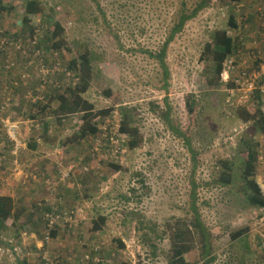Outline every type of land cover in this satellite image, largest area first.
<instances>
[{"label":"rangeland","instance_id":"obj_1","mask_svg":"<svg viewBox=\"0 0 264 264\" xmlns=\"http://www.w3.org/2000/svg\"><path fill=\"white\" fill-rule=\"evenodd\" d=\"M0 1L15 7L10 14L0 15V28H7L14 34L19 28L17 21L22 19V4L27 0ZM37 1L43 14L51 18L50 22L63 20L69 48L77 52L86 47L95 54L94 77L97 79L92 81L84 96L100 109L112 103L101 92L106 87L111 88L120 96L123 106L135 109L133 123L139 128L142 143L130 149L126 137L117 136L120 113L116 107L113 116L106 120L105 127L111 133L105 129L100 135L110 137L109 144L98 137L93 139V148L87 147L85 141H80L78 148L77 143L70 144L71 147L62 145L66 136L78 128L77 117L73 116L71 122L65 123L66 117L57 120L49 115L43 118L49 117L46 120L48 131L43 133L41 121L35 123L28 117L32 113L23 97L35 87V79L31 77L28 85L22 84V90L15 98L11 95L14 92L0 88V102L5 97L17 101L12 107L10 121L17 126L18 133L14 136L17 140L18 136L21 138L24 152H28L26 141L31 136H42L36 151L28 152L25 157L23 154L20 158H5V165L0 166V195L12 196L20 213L16 226L9 220L6 228L0 229V264H44L40 257L47 253V256L62 258L68 264H79L84 255L93 256L91 250L96 246L101 253L104 251V255L94 254V261L88 263L86 260L84 264H96L95 258L103 264H168L171 248L167 232L187 216L191 180L198 183L196 201L212 234L216 255L212 264H264V210L248 203L240 191L242 183L237 179L226 186L214 182L223 160L233 163L238 177L241 160L246 155L238 144L245 127L251 124L241 122L233 115L227 117L228 105L232 109L235 106L228 101L226 104V98L231 99L233 105L240 98L232 91L228 92L227 82L220 83L212 76L211 61L203 54L214 29L226 26L229 1L208 0L207 5L174 34L166 49L169 70L166 88L160 77L161 69L149 53L160 48L181 13L190 12L198 0ZM260 2L262 0H244L245 11L253 12ZM43 14L29 15L31 25L38 26ZM42 25L39 27L43 28ZM247 39L253 48L258 45L254 37ZM11 57L17 58L18 65L22 61L19 53L11 54ZM26 71L27 68L22 69V72ZM4 78L6 74L0 67V79ZM192 95L194 97L188 99ZM189 100L196 106L207 105L206 122L205 116L197 120L198 107L195 113L188 111ZM56 105V101L50 103V107ZM246 105L252 110L253 104ZM167 106L169 123L163 117ZM218 110L223 114L218 115ZM262 110L264 112V105ZM60 121L62 124L58 123ZM0 126L2 135L5 128ZM170 126L185 132L186 137L178 136ZM201 126L198 135L197 128ZM263 139L262 135L260 140ZM17 161L19 163L14 166ZM111 161L120 169L112 171L108 165ZM261 168L262 165L258 166L257 181L264 177ZM61 169L62 173H57ZM27 174L30 176L24 180ZM38 174L43 184L40 196L34 193L35 183L30 178ZM58 184L72 189L78 187L83 218L74 216L71 213L74 208L70 206L60 207L58 211L66 212L62 216L75 219L76 225L73 221L69 230L60 226L56 238L45 243L39 237L44 224L37 219L34 205L44 198L47 202L58 203L60 200L55 197ZM61 199V202L66 201ZM33 209L36 214L30 218L28 213ZM98 215L107 216V220L102 229L95 232L92 223ZM139 220L144 221L149 240L142 238ZM58 221L59 224L65 222L64 219ZM243 228H247L245 233L232 241L231 234ZM257 234L261 235L262 243ZM116 239L122 241L124 248L113 249ZM45 244L46 250L43 249ZM191 247L187 260L191 264H200L199 250L196 245Z\"/></svg>","mask_w":264,"mask_h":264},{"label":"trees","instance_id":"obj_2","mask_svg":"<svg viewBox=\"0 0 264 264\" xmlns=\"http://www.w3.org/2000/svg\"><path fill=\"white\" fill-rule=\"evenodd\" d=\"M228 1L229 13L226 15V26L214 29L210 35V41L205 44L203 49L205 58L211 61L212 76L216 78L217 81H220V83L224 82L221 80V73L224 70L226 63L231 60V58L234 59L235 63L243 59L247 60L250 67L248 72L253 70L259 72L261 70V61L256 58V50L248 45L249 41L247 42V38H241V36H244L246 33H254L258 28L257 21H255L256 12L254 13V19H249V16H242L243 18L240 26L236 21L238 14L233 10V7L238 2L244 0ZM207 3L208 0H198L195 7L190 12L186 10L182 12L178 22L173 26L171 29L172 31L167 35L166 40H164L160 48L157 51L149 53V57L154 59L161 69L160 77L163 81L164 88L167 87L169 78V70L166 64V49L169 42L173 39L174 34L177 31H180L185 23L202 10ZM22 5V19L19 18L17 21V23L19 22L18 30L13 34L7 28H0V38L6 40L4 44L0 45V59L2 60L0 67L6 74V78L0 79V88L11 90L14 92L11 95L15 98L16 93L22 90V84L25 83L28 85L31 77L35 79V87L32 88L28 96L24 94L23 97L26 100L28 110L32 113L28 114V117L35 123H39L37 120L41 121L43 133L48 131L49 125L46 120H48L49 117L47 119L43 118L49 115L54 116L57 120H62V117H66L64 119L65 123L71 122L73 116L77 117L78 121L76 124L78 125V128L69 136H66L65 140L62 141V145L67 144L69 145L68 147H71L72 145L70 144L75 145L77 143L78 148L80 147L79 142L85 141L87 147L93 148L95 143L93 142V139L96 140L98 137H101L100 135L104 133L105 129L108 133H111L110 129L105 127L107 125L106 120L113 116L114 109L118 107L120 119L116 129L117 136H125L127 139L126 144L130 149L140 146L142 143V136L139 134V128L133 123L134 108L123 106L120 96L113 93L109 87H106L101 91L102 94L111 99L112 103L109 106L97 109L95 104L84 96V94L91 88L92 81L97 79L94 77V68L96 66L93 64L95 54L92 50L84 47L78 49L76 52V50L69 48L65 39V27L62 24L63 20L59 18L58 20L53 19V22H50L49 20H51V18L48 14H43L42 8L39 7V1L27 0ZM12 11H15V7L9 4H4L0 1L1 16L3 15L1 13L8 12L10 14ZM32 14L44 15V18L42 17L38 26L31 25L28 16ZM70 14L71 11H69V15ZM59 16L62 17L63 14H59ZM3 17H5V15ZM251 21H254L252 25ZM245 23L248 25L246 30L243 28ZM41 24H43V28L39 27ZM37 28L39 29L38 32ZM17 40H19V44H21L19 48L14 44ZM17 53L21 55L20 60H22L19 62V65L16 61L17 58L13 59L11 57V54L17 55ZM68 53L73 55L68 57ZM23 68H27L25 73L22 72ZM262 80L264 81V77ZM209 82L212 83L211 80ZM227 86L233 88L237 87L233 82L227 83ZM7 94H9V92ZM190 97L194 96H189L188 99H190ZM7 99L10 105L8 110L6 109L5 112L1 113L4 118L11 117V113L13 112L12 107L17 104V101H13L10 97H5L2 102H0V105ZM262 100L260 91L256 90L253 99L250 101L236 105L231 103V106H235L233 109L228 105L227 109L230 111L227 115L228 118H232L233 115L241 122L251 123L249 126L246 124L247 126L245 127L238 144L239 149L246 155L245 158L241 160L242 168L238 173V177L235 174L233 163L229 160H223L221 162L222 166L220 170H217V177L214 182L220 186H226L237 179L242 183L240 191L248 200V203L253 207L263 208L264 210V194L259 189L256 179L257 175H259L257 173L258 166L260 168L262 165L260 159V156H262L260 146L263 147L262 140L260 139L262 135L264 136V112L262 110L264 100ZM53 101H56L57 105L55 107H50V103ZM193 101L196 102L195 99H193ZM205 101L207 102L208 98H206ZM225 101L227 104V98ZM194 102H191L190 100L187 102L189 104L188 111L195 113L196 108L198 107V111H196L197 120H200L205 116L206 122V115L208 112L206 111L207 105L199 104L196 106V103ZM247 103L253 104L252 110L248 109L246 105ZM168 113L169 109L167 106V109L163 114L167 123L170 122ZM216 113L218 115L223 114L221 110H218ZM58 123L62 124V121ZM0 125H3L5 128V132H2V135L0 133V166L5 165V158H20L23 154V157H25L26 155L28 156L32 150L36 151L38 149L39 138H42V136H31V139L26 141V151L29 153L24 152L25 148H22L21 146V138L18 136V141L16 142L8 136L6 133L7 125L1 121V117ZM170 127L173 129L172 126ZM202 127L203 126L197 128L198 135L200 134ZM173 131L182 138L186 137V133L181 130L173 129ZM89 138L92 139L88 140ZM101 139L106 140L108 144L111 142L110 137H101ZM200 141H202V139H200ZM104 147L105 146L103 145V148ZM193 161L197 162L196 160ZM18 163L19 161L14 162L13 164L16 166ZM108 165L114 172L120 169V166L116 162L114 163L111 161ZM62 171L63 169L57 170V173H62ZM29 176L30 174H27L23 179L26 180ZM30 178L36 186L32 188L34 193L39 196L42 195L43 184L40 182V174L35 175L34 177L31 176ZM24 182L26 183L27 181H23V183ZM197 186L198 183L195 180H191V200L188 204L185 220L177 223L175 227H171L169 232H167L171 248V256L168 260V264H191L187 260L186 255L193 248L191 247L192 245H196L197 251L199 250L200 264H212L215 261L216 255H214L215 252L212 247V234L201 217L195 197ZM73 187L74 189L58 184L56 187L58 193L55 196L60 200L58 203L47 202V199L44 198L48 204L45 203V200L42 201V199L37 201L34 205L36 209L35 211H37V219L44 224L43 233L40 232L39 234V237H42L44 241L47 234L46 231L48 224V219L45 216L46 213L55 211L59 212L56 209H60L59 205H62L63 207L64 204L67 207L70 206L74 208V210L76 208L78 209L79 206L80 209H83V206L78 202L81 192L78 190V187ZM61 197L65 198L68 202L62 201L64 202L63 204L61 202ZM33 211L34 209L28 213L30 218L36 214L35 211ZM59 213L62 214L61 212ZM131 214L137 213L131 212ZM19 217L20 213L15 206L13 197L10 195H0V229L2 228L3 230L6 228V221L9 220L13 221L12 224L16 226ZM82 218L83 212L80 216V219ZM106 220L107 216L98 215L92 223V230L95 232L100 231L102 226L106 223ZM138 223L141 224L139 229L143 231L142 238L149 240L150 236H148V233L145 232L143 227L144 221L139 220ZM73 225H76V221L73 222ZM60 226L69 230L68 228L71 227V224L70 222H64V224L55 223L51 227L49 240L56 238ZM243 229L233 232L231 234V240L234 241L240 238V236L245 233V229L247 230V228ZM262 234L264 235V222L262 224ZM256 236L260 243H262L261 235L257 234ZM49 240L47 242L45 241V243H48ZM115 242L116 245L113 246V249L124 248V244L120 239H116ZM45 246L46 244L43 249L46 250ZM43 249L42 251H44ZM98 249L99 247L96 246L91 251L97 255H104V251L101 253V250ZM47 254L40 257L44 264H68L67 261L62 258L57 257L54 259L52 256H47ZM86 256H88V254L83 256L82 263L79 264H84L83 262L86 260H88V263L89 260H91V262L94 261L93 256L90 255L87 258ZM96 264L103 263L102 261H98Z\"/></svg>","mask_w":264,"mask_h":264},{"label":"built area","instance_id":"obj_3","mask_svg":"<svg viewBox=\"0 0 264 264\" xmlns=\"http://www.w3.org/2000/svg\"><path fill=\"white\" fill-rule=\"evenodd\" d=\"M233 10L239 15L240 20H242L243 17H246V14L244 12V5L241 2H238L234 7ZM243 16V17H242ZM255 21H257V29L254 33L251 34L252 37H254L255 40H257L258 45L254 47V50H256V58L261 61V70L259 72H256L255 70L248 72V69L250 68L247 60L243 59L241 61H238L235 63L234 59L231 58L226 65L224 70L221 73V80L224 82H233L237 85V87H229L228 92L232 91L233 94H237L234 96H237V98H240V101L237 104H242L247 101H250L253 99V96L256 92V90L260 91V95L262 99L264 100V81L262 80L264 77V7L258 6L256 8V15H255ZM6 40L4 38H0V45L4 44ZM20 41L17 40L14 42L15 46L19 48L21 44H19ZM13 44V42H12ZM231 95V94H230ZM262 100V101H263ZM227 101L231 104V99H227ZM264 102V101H263ZM8 99L5 100L0 105V117L1 121L6 123L7 128L6 131L9 137L16 142L18 141L16 137L14 136L17 132L16 130V124L15 122L10 121V117H3L1 113L5 112L6 109L9 107ZM264 105V104H263ZM11 122V123H10ZM263 143V147L260 146V151L262 152V156H260L261 163H262V173H264V140L261 141ZM258 186L259 189L264 194V177H260L258 179ZM58 211V209H56ZM263 210V208H262ZM60 212V211H59ZM59 212H51L46 213L45 216L48 219L47 224V234L45 236V241L47 242L49 240V233L51 230V227L55 223H59V219L63 220L65 222H70V224L75 220L66 219L62 216V214H66V212H63L60 214ZM80 208H76L75 210H72L71 213L74 214V216L78 215L81 216L82 213ZM61 217V218H60ZM75 222V221H74ZM96 250V249H95ZM88 256H86L87 258ZM95 260L98 262L99 259L95 258Z\"/></svg>","mask_w":264,"mask_h":264},{"label":"crops","instance_id":"obj_4","mask_svg":"<svg viewBox=\"0 0 264 264\" xmlns=\"http://www.w3.org/2000/svg\"><path fill=\"white\" fill-rule=\"evenodd\" d=\"M254 1H256V0H254ZM241 3L244 5V7H245V3H244V1H241ZM258 6H262V7H264V0H262V2H260V3H257L255 6H254V8H253V12H249V11H245V9H244V12H245V14H246V17L247 16H249V19H254V13L256 12V8L258 7ZM236 21H237V23H238V25H240L241 26V20H240V18H239V15L237 16V19H236ZM252 22V21H251ZM254 23V21L251 23V25ZM247 27H248V25L245 23L244 25H243V28L246 30L247 29ZM244 35V34H243ZM247 37H251V33H246L244 36H241V38L242 39H246ZM262 108H263V105H262ZM262 170V169H261ZM41 180V179H40ZM2 185H3V183H1ZM33 187H36V186H33ZM69 201H70V199H69ZM64 204V203H63ZM61 208H66L65 207V204H64V206L62 207V205H59ZM37 245H39L38 243H37Z\"/></svg>","mask_w":264,"mask_h":264}]
</instances>
